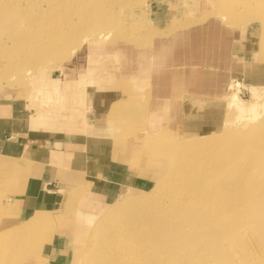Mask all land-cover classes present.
I'll return each instance as SVG.
<instances>
[{
	"label": "rangeland",
	"instance_id": "obj_1",
	"mask_svg": "<svg viewBox=\"0 0 264 264\" xmlns=\"http://www.w3.org/2000/svg\"><path fill=\"white\" fill-rule=\"evenodd\" d=\"M0 3V45L2 44V48H0V99L3 101L23 99L28 101L29 104H33V100L35 99L38 105L41 108L44 107L46 113L48 111L50 113L49 116L56 121H59V116L61 115H63V118L70 115V111L63 106L62 110H60L61 107L57 104L44 102L45 97L41 89L45 91L53 90L52 86L55 85V90H58L60 93V101L75 104L76 94H80V90L85 85V82H87L86 84H90L91 82V78L83 82V79H88L89 76L87 75L90 73V69H96L99 65L102 68H106L108 59L113 56L115 61L119 60V52H121L124 46L136 50H151L156 41L172 40L173 43L162 45V48L167 50L168 53L176 51L177 48L180 51L188 53H193V48L200 49L206 60L205 64L208 65L206 68L211 73L215 69L219 70L220 66L223 70L226 69L227 72V82L226 86H224L226 91L224 96L225 103L211 106L209 109H203V111L210 110L212 113L210 124L208 122V127L205 130L183 137L180 134H174L172 130L168 131L167 128H163L152 134L151 139L150 137L147 138L148 145L144 147V153H147V155L151 154L150 158L155 159L159 164L152 187L146 190L134 189L124 192L108 204L98 202L99 212H96L97 209L94 207L90 206L87 208V212L93 218L91 223L84 227V230L88 229V231L82 247L85 249V253L81 264L88 262L93 264L95 262L96 255L94 256V252L91 251L95 246L92 245L93 234L96 233L94 225L98 224L104 217L110 218L116 210L127 209L136 198L155 200L156 206L164 205L166 208L159 209L160 213H169L173 207L164 203L166 200L171 201V193L176 195L175 199L183 204L182 207L184 209H189L196 203H203L202 207L207 208L204 199L194 198L192 200L185 197L183 193L174 194L173 190L170 189L171 191H169L166 188L168 186V188L173 189L174 184L178 186L179 183H182L180 182V177H176L177 168L182 167L180 163L181 159L187 158L188 160L189 156L190 160H193L191 159L193 156L189 153L190 151L188 153L179 152L178 154V151L175 150V145L178 142L182 143L183 140L196 143L201 142L202 139L206 140L214 136L216 137L215 141H219L223 136L231 137L233 132H235L232 125L228 127L225 125L223 129L222 126L226 112L236 108L232 103L234 96L238 97L239 105L242 104L246 109L258 103L257 105L261 106L259 119H264V104H260L264 101V91H262V96H258L252 87L264 88V54H261L264 52V17L261 16L264 15V0H0ZM159 25L164 28L159 27ZM40 32H42V35H40ZM38 33L40 36L56 34L50 43H47V46L51 47L52 50L53 48L56 49L53 51L57 52L47 51L48 47L43 51L42 47L46 46L40 44L42 46L41 48L38 47V51L40 50V53L46 52L44 54L46 56L42 55L43 53L38 54L43 59L37 60V58H34L30 61L28 59L30 55H27V57L21 54L22 58L21 55H18L14 51L15 46L13 45L16 44L15 40H35L34 34ZM20 34L23 35L16 38ZM48 39L45 38L44 40ZM13 40L15 41L14 43ZM51 45L54 47L52 48ZM9 46H12V48ZM232 47L234 48V52H231ZM8 49L12 51L10 52ZM49 51H51V54L48 53ZM21 58L30 62L26 60L21 62ZM111 61L112 59H110ZM119 65H121L120 61L116 64L112 62L107 67L114 74L119 69ZM78 100L80 99L78 98ZM41 102H44V104ZM235 111L237 110L233 112ZM227 129L229 130L228 132ZM213 132L215 133L214 135H212ZM194 148H192L191 152ZM207 150L210 152L212 148H207ZM255 152L258 153L257 159L262 160V164H264V153ZM198 153L200 154V151ZM247 155L244 154L240 158V163L243 162L242 160ZM249 155L256 156L252 151L249 152ZM178 163L180 166L173 170V167L176 164L178 166ZM246 164L247 162L242 168H238V175L235 171L229 173L232 175V181H235V178L240 180L238 176L242 174ZM251 166L245 172L244 182L243 180H240V182L246 183L244 185L247 187H255V184H258L257 186L264 185V168L261 166L257 169L256 167L251 172L254 167ZM179 169L181 170V168ZM192 170L191 172L194 173L195 168L193 166ZM191 172L189 171V174ZM184 173L187 176L188 173L186 174V171H183ZM174 178L179 179L177 180L178 184ZM173 179L175 182H173ZM207 181L213 184L220 182L221 179L214 178L207 179ZM207 191L205 188L204 192ZM88 195L90 197V194H86L82 198H88ZM160 197L161 200L159 199ZM87 201L86 199L85 202ZM262 201H264V196H261V201L257 204L260 208L264 206L262 204L264 202ZM257 206L252 209L238 208L235 205L222 207L223 209L218 214H215L217 215V220L211 226L212 228H203L200 222L194 224V226L192 225V228L189 230L192 235L185 238L189 237L188 240L192 239L194 242L188 241L185 245H182L181 240H178V245L174 242L173 248L167 249V246H163L162 251H158L155 247L153 248L156 250L150 249V246L153 245L147 238L149 250L152 252L155 250L160 255L163 254L161 255V259H153L152 262L154 264L197 263L196 255L197 253L200 254V252H195L194 256V253L193 255H189L190 251L195 247L209 244L219 233L222 235L228 233L229 227L237 224V218L247 220L254 227V233L264 234V231L259 230V226L264 224V216L257 213L259 211V207ZM58 213L56 212L53 215L56 216ZM33 216L43 218L41 220L43 224L46 221L42 215L35 214ZM56 221L58 220L56 219ZM56 221L52 223L46 221V223L53 224ZM25 223L18 228L9 230L4 235L2 234L5 237L0 238V264L20 263L31 247L36 249L35 255L40 256L38 248L41 241L44 240L41 237L49 232L52 225L46 227L47 231L44 232L43 236L31 238L29 236L33 232L40 234L44 230L40 226H26ZM244 226L246 227V225ZM106 235L102 234L103 237L101 236L100 238L104 246L102 247V252L104 251L107 257L112 254H121L123 249L111 244L109 237H106ZM49 236L47 237L48 239L50 238ZM169 236L172 242L176 238L174 235H166L163 242L168 239L170 240ZM76 244L77 246L79 245L78 242ZM203 248L201 247V249ZM186 252L189 258L186 256ZM18 253L21 254L16 259ZM80 253L79 250L76 251L72 264H77L75 258L78 261L76 255H80ZM90 255L91 260L88 258ZM14 256L15 261L13 263ZM204 258L210 262V260H215L218 257L217 254L211 256L210 254H206ZM204 258L201 256L199 260L204 262ZM34 261H36L34 264H41V261L36 260V258ZM218 262H213L212 264H222V262ZM240 263L247 264L244 260Z\"/></svg>",
	"mask_w": 264,
	"mask_h": 264
},
{
	"label": "crops",
	"instance_id": "obj_2",
	"mask_svg": "<svg viewBox=\"0 0 264 264\" xmlns=\"http://www.w3.org/2000/svg\"><path fill=\"white\" fill-rule=\"evenodd\" d=\"M169 43L156 41L151 50L122 47L120 59L113 56L107 64L120 61L119 72L91 68L83 79L91 82L76 94L75 104L60 101L55 85L41 89L44 102L70 111L59 121L35 99H0V237L35 214L49 223L58 220L30 234L41 237L52 225L41 237L40 256L31 247L18 264H34L35 258L72 264L93 218L88 207L99 212L98 202L153 186L159 164L144 153L147 138L163 128L183 137L205 130L212 113L203 109L225 103L226 69L211 73L200 49L168 53L162 45Z\"/></svg>",
	"mask_w": 264,
	"mask_h": 264
},
{
	"label": "bare ground",
	"instance_id": "obj_3",
	"mask_svg": "<svg viewBox=\"0 0 264 264\" xmlns=\"http://www.w3.org/2000/svg\"><path fill=\"white\" fill-rule=\"evenodd\" d=\"M261 16L264 17V15ZM40 33V35H42V32ZM21 35L23 34L14 36H16V38H19ZM38 35L39 33L34 34L35 40L31 41L15 40L16 44L13 45L15 46L14 51L17 52L18 55H30V57L27 56L30 61L34 58H37V60L43 59V57H41L40 55L38 56V54L43 53H40V50L38 51V47L41 48L42 45L40 44H44L46 47H42V50L45 51L48 47L47 43H50V41L53 39V36L56 34H51L48 36L39 35V37ZM45 38L49 39L44 40ZM15 41L13 40V43ZM0 46V48H2V44ZM9 47L12 48V46ZM53 47L54 46H52V48ZM48 50L53 51L56 49L53 48L52 50L51 47H48L47 51ZM51 51H49L48 53L51 54ZM54 52L57 51H53V53ZM45 53H43L42 55H44ZM261 54H264V52H262ZM22 58L20 60H22ZM25 60L26 59H23L21 62ZM252 87L253 90H255L256 95L262 96V91H264V88H258L256 86ZM35 101L33 100V102ZM232 103L236 106V108L231 110L232 112H226L222 126L223 129L225 125L226 127L232 125L235 132H233V135L231 137L223 136L219 141H215L216 137L214 136L210 139H202L203 141L201 140V142L196 143H192L193 141L188 142V140H186V142L183 140L184 142H178L177 145H175V150L178 151V154L179 152L188 153V151H190L189 153L193 156V158H191L193 160H190L189 156L188 160L187 158L184 160L181 159V166H184L183 169L185 170H183L182 167H179V163L178 166L176 164L175 167H173V170L177 167L181 168V170L177 168V174H175L177 175L176 177H180V182L182 183H179L178 186H175V184L174 186L172 185L173 189L168 188V186L166 188L169 191L173 190L175 192L174 194L183 193L185 197L192 200H194V198L204 199L206 201L207 208L202 207L203 203H196L191 208L184 209L182 207L183 204L175 199L176 195H173L170 192L171 201L166 200L165 202H163L165 203V205L167 203L168 205H172L173 207L170 209L169 213H160L159 209L166 208L161 204L162 202L160 203L161 206H156L155 200H142L141 198H136L132 201L131 205L127 209L118 211L116 210L113 215L111 214L112 216H110V218L104 217V219L102 218L100 222H98V224L94 225V228H96V233L93 234V239L95 241L92 239V245L95 246L91 251L94 252V256L96 255V259L93 264H154L152 260L159 258L161 259V255H163L157 253V251H155L156 249L158 251H162L163 246H167V249L173 248L174 242L178 245V240H181L182 245L187 244L188 241L194 242V240L192 239L188 240L189 237L185 238L186 236L192 235V233L189 231L192 228V225L194 226V224H198L200 222L202 223L203 228H212L211 226L217 220V215L215 214H218L223 209L222 207L225 208L235 205L238 208L252 209L257 206L259 201H261V196H264V185L257 186L258 184H255V187H247L244 185L246 183L243 182L245 172L247 171L249 166H254L251 172H253L256 167L257 169H259L261 166L262 168H264L262 160L257 159L258 153L255 152L258 151L260 153H264V119H259V116L261 114V106H258V103H255L250 108L246 109L242 104L239 105V99L237 96H234L232 98ZM260 104H264V101H262ZM234 110L237 111L233 112ZM257 119L259 120L255 122ZM228 131L229 130L227 129V132ZM214 134L215 133L213 132L212 135ZM210 147L212 148V150H214H211L210 152H208V150L206 151V149ZM192 148H194L195 151L193 150L191 152ZM198 151H200V154L198 153ZM251 151L253 154H256V156H250L249 152ZM175 153L177 154L176 151ZM244 154L248 155L244 160H242L243 162L240 163V158ZM246 162L247 164L243 169L242 174L238 176L240 180H243V182L241 183L240 180L236 178L235 181H232V175H230L229 173L231 171H235L238 175V168H242ZM192 166L195 168L194 173L191 172L194 170H192ZM188 170L191 172L190 174ZM183 171H186V174L188 173L189 176L188 174L187 176L185 175V173L183 174ZM183 176L184 178H182ZM214 178H220L221 181L213 184L209 183L210 180L207 181V179ZM177 180L179 179H176V182L178 184ZM184 181L185 183H183ZM173 182H175V180ZM205 188L206 190H208L207 192H204ZM159 199L161 200V197ZM83 207L87 208L88 206L84 205ZM262 208H264V206H262L261 208L259 207V211L257 213L264 216V209ZM151 209L154 210V212H152ZM42 219L43 218H40L39 216H33V218L31 217L30 220L28 219L25 224L26 226L30 227H39L41 226V224H43L41 222ZM239 219L240 218L236 219L237 224L235 226L229 227L228 233L224 235L219 233L217 234L216 238L213 239L209 244L192 249L189 255H193L194 253L195 256V252H200V254L197 253V263L194 264H212L213 262L218 261H220V263L222 262V264H241L240 262L242 260L246 261L247 264H264V234L254 233V227L251 226L250 223L247 222V220ZM244 225H246V227ZM259 230L264 231V224H261L259 226ZM102 234H107L106 237H109L111 244L123 249L121 254H112L111 256L107 257L106 253L104 251L102 252V247H104L102 245V242L100 241ZM166 235H174L176 238L174 237L175 240H173L172 242V239L169 236L170 240L168 239V241L166 239L168 242L165 240V242H163V239H165L164 236ZM147 238L153 245L150 246V249L156 248L155 250H153V252L149 250V245H147ZM100 246L101 248L99 249ZM201 247L204 248L201 249ZM186 250L188 249L186 248ZM22 251L24 253L23 249ZM79 253V256L76 255L78 257V261L75 258L77 264H81L84 258L83 255L85 253V249L82 248L81 250H79ZM20 254L18 253L16 255V259L19 258ZM206 254H210V256L217 254L218 258L215 260H210V262H208V260L204 258ZM201 256L205 259L204 262L199 260ZM14 258L15 256L13 257V263L15 261ZM88 258H90L91 260V255ZM86 264L92 263L88 262Z\"/></svg>",
	"mask_w": 264,
	"mask_h": 264
}]
</instances>
